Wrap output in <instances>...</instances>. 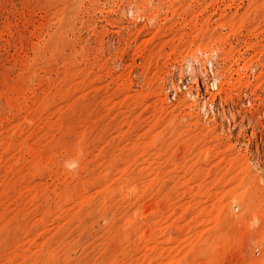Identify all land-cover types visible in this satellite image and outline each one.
Here are the masks:
<instances>
[{
    "label": "rangeland",
    "instance_id": "374dc122",
    "mask_svg": "<svg viewBox=\"0 0 264 264\" xmlns=\"http://www.w3.org/2000/svg\"><path fill=\"white\" fill-rule=\"evenodd\" d=\"M0 264H264V0H0Z\"/></svg>",
    "mask_w": 264,
    "mask_h": 264
}]
</instances>
